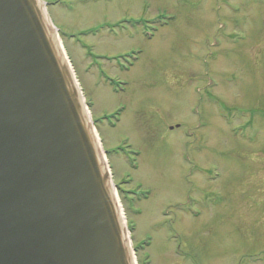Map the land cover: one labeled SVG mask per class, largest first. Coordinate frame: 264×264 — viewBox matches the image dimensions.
<instances>
[{
    "label": "rangeland",
    "instance_id": "1",
    "mask_svg": "<svg viewBox=\"0 0 264 264\" xmlns=\"http://www.w3.org/2000/svg\"><path fill=\"white\" fill-rule=\"evenodd\" d=\"M40 1L135 263L264 264V0Z\"/></svg>",
    "mask_w": 264,
    "mask_h": 264
},
{
    "label": "water",
    "instance_id": "2",
    "mask_svg": "<svg viewBox=\"0 0 264 264\" xmlns=\"http://www.w3.org/2000/svg\"><path fill=\"white\" fill-rule=\"evenodd\" d=\"M115 188L39 0H0V264H134Z\"/></svg>",
    "mask_w": 264,
    "mask_h": 264
},
{
    "label": "trees",
    "instance_id": "3",
    "mask_svg": "<svg viewBox=\"0 0 264 264\" xmlns=\"http://www.w3.org/2000/svg\"><path fill=\"white\" fill-rule=\"evenodd\" d=\"M119 196H121V198H123V194L121 191H119Z\"/></svg>",
    "mask_w": 264,
    "mask_h": 264
},
{
    "label": "bare ground",
    "instance_id": "4",
    "mask_svg": "<svg viewBox=\"0 0 264 264\" xmlns=\"http://www.w3.org/2000/svg\"><path fill=\"white\" fill-rule=\"evenodd\" d=\"M132 258H133V262L135 263V261H134V259H135V254L134 255H132ZM136 264V263H135Z\"/></svg>",
    "mask_w": 264,
    "mask_h": 264
}]
</instances>
